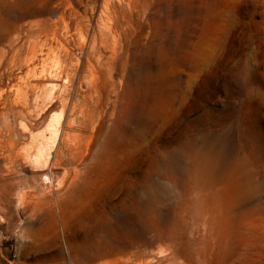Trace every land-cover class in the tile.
Returning a JSON list of instances; mask_svg holds the SVG:
<instances>
[{
    "label": "rangeland",
    "instance_id": "obj_1",
    "mask_svg": "<svg viewBox=\"0 0 264 264\" xmlns=\"http://www.w3.org/2000/svg\"><path fill=\"white\" fill-rule=\"evenodd\" d=\"M122 260L264 264V0H0V264Z\"/></svg>",
    "mask_w": 264,
    "mask_h": 264
},
{
    "label": "bare ground",
    "instance_id": "obj_2",
    "mask_svg": "<svg viewBox=\"0 0 264 264\" xmlns=\"http://www.w3.org/2000/svg\"><path fill=\"white\" fill-rule=\"evenodd\" d=\"M58 118L59 117L54 118L53 122L57 123L59 121ZM52 140H53V142H51ZM55 143L56 142L54 141V138H51L50 140H46V141L44 140L43 142H41L36 147V150L30 154V159L32 160V162L35 163L37 166H41L43 168L48 166V163L52 159L53 152L55 151L54 150L55 149ZM56 154H57V159L54 162V166H58L61 163V156L63 155L61 150H58L56 152ZM79 162H80V160L78 162L72 163V167L74 166V168L71 171L75 174V176L80 175V171L78 170V163ZM64 181L65 180H63V182ZM119 263L120 264H129L127 262H124L123 260L119 261Z\"/></svg>",
    "mask_w": 264,
    "mask_h": 264
}]
</instances>
